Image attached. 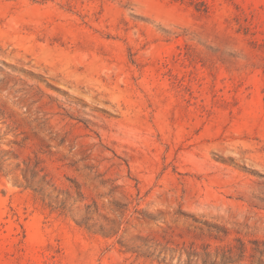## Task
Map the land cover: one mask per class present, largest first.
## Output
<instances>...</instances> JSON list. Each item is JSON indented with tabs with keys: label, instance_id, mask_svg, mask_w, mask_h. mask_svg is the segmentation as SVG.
<instances>
[{
	"label": "rangeland",
	"instance_id": "obj_1",
	"mask_svg": "<svg viewBox=\"0 0 264 264\" xmlns=\"http://www.w3.org/2000/svg\"><path fill=\"white\" fill-rule=\"evenodd\" d=\"M0 264H264V0H0Z\"/></svg>",
	"mask_w": 264,
	"mask_h": 264
},
{
	"label": "trees",
	"instance_id": "obj_2",
	"mask_svg": "<svg viewBox=\"0 0 264 264\" xmlns=\"http://www.w3.org/2000/svg\"><path fill=\"white\" fill-rule=\"evenodd\" d=\"M206 260V259H205Z\"/></svg>",
	"mask_w": 264,
	"mask_h": 264
}]
</instances>
